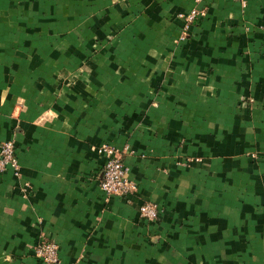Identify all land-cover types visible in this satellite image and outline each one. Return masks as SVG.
Wrapping results in <instances>:
<instances>
[{
	"label": "crops",
	"instance_id": "0c3cea01",
	"mask_svg": "<svg viewBox=\"0 0 264 264\" xmlns=\"http://www.w3.org/2000/svg\"><path fill=\"white\" fill-rule=\"evenodd\" d=\"M8 139L0 264H44L43 239L56 264H264V0H0ZM102 144L127 198L99 187Z\"/></svg>",
	"mask_w": 264,
	"mask_h": 264
},
{
	"label": "built area",
	"instance_id": "2783aa9c",
	"mask_svg": "<svg viewBox=\"0 0 264 264\" xmlns=\"http://www.w3.org/2000/svg\"><path fill=\"white\" fill-rule=\"evenodd\" d=\"M204 12L199 9H191L186 13H179L182 20L179 38L187 36L191 24ZM98 151L105 155L102 176L99 187L106 197L118 196L127 198L136 189L135 184L127 176V168L123 162V150L112 145L102 144ZM10 169L14 175L19 174V162L15 154V144L12 139L0 142V172ZM139 213L146 220H155L158 217V207L152 202L140 203ZM33 256L44 264H56L58 258V246L52 240H40L33 248Z\"/></svg>",
	"mask_w": 264,
	"mask_h": 264
}]
</instances>
